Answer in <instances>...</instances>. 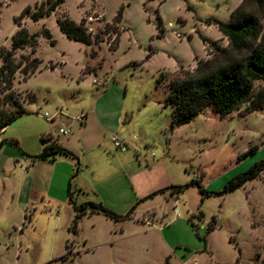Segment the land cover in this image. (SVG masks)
I'll return each mask as SVG.
<instances>
[{
    "label": "rangeland",
    "instance_id": "1",
    "mask_svg": "<svg viewBox=\"0 0 264 264\" xmlns=\"http://www.w3.org/2000/svg\"><path fill=\"white\" fill-rule=\"evenodd\" d=\"M42 1L0 0V46L11 48L15 17L28 5L32 10L21 22L31 33L46 25L56 41L51 44L40 34L36 53L26 47L15 55L38 57L41 71L27 80L17 71L13 88L27 113L0 134V142L17 139L20 145L0 148V264H262L264 171L225 194L204 197L194 184L141 201L120 169L121 161L130 162L132 156L111 141L116 114L123 111L127 121L120 132L135 161L136 150L144 160L161 159L169 164L174 185L197 181L215 192L264 159V108L249 111L255 97L264 106V80H254L250 98L223 118L204 111L172 127V108L164 105L171 79L194 72L195 57L206 55L205 36L221 34L208 20L229 19L227 4L236 0H168L162 5L160 0H66L59 12L34 21L31 14L46 6ZM121 5V35L113 51L105 42L69 39L57 23L62 12L79 20L89 7L113 19ZM218 43L227 47L229 41ZM211 50L207 58L215 57ZM0 99L5 106L4 93ZM94 107L114 128L108 137L94 118L84 127L82 116H90ZM60 127L70 130L60 138L72 137L79 164L71 156L59 158L52 179L54 163L29 155L40 153L42 135ZM78 138L89 147L84 154H79ZM252 146H257L253 153L239 158ZM92 163L106 203L92 189L82 190L79 198L85 195V201L103 203L119 215L135 208L124 218L89 213L75 231L68 187L71 183L76 196L78 183L90 186L87 166ZM108 189L112 197L106 196Z\"/></svg>",
    "mask_w": 264,
    "mask_h": 264
},
{
    "label": "trees",
    "instance_id": "2",
    "mask_svg": "<svg viewBox=\"0 0 264 264\" xmlns=\"http://www.w3.org/2000/svg\"><path fill=\"white\" fill-rule=\"evenodd\" d=\"M65 0H43L46 6L34 11L31 18L39 21L45 16L51 15L60 7ZM38 4V3H36ZM32 5H28L23 12L15 17L18 26L12 36V46L8 49L5 45L0 46V93H4L5 106L0 99V134L6 127L19 117L27 113L25 105L19 99L14 90V79L17 71L21 70L27 76L25 80L34 74L38 69L41 60L38 57H15L17 50L30 47L33 53L37 52L39 45L38 36L43 34L51 44H55L50 29L43 25L40 32L31 33L21 22V16L29 13ZM124 6L122 5L114 21L120 23L123 16ZM84 19L77 22L67 13L57 18L61 31L75 41L92 44L93 39L83 26ZM219 29L228 38V46H221L218 41H210L204 38L212 48L211 52L215 57L202 59L195 57L197 65L194 72H187L184 77L172 78L169 84V92L164 98V103L173 108L171 126L175 127L192 121L196 115L211 108L220 118L231 114L235 109L245 103L253 91L254 80H264V0H243L242 3L232 11L230 20L216 19ZM111 26L107 28L110 31ZM118 34L110 50H115L119 44L120 35L117 28H113ZM98 36L96 41H102ZM216 50V51H214ZM51 68H55L53 64ZM158 80V84H159ZM264 97V93L262 94ZM33 95L30 101H35ZM260 97L251 100L250 110L264 108ZM261 101V102H260ZM42 149L36 155H29L34 161L37 159L54 161L57 155L71 156L78 160V157L68 148L56 141H52L50 134L42 135ZM51 140V141H50ZM5 143L14 144L20 147L17 139H2L0 147ZM257 146L250 147L239 158L253 153ZM24 152V151H23ZM79 164V163H78ZM264 171V159L256 162L247 171L232 178L225 187L219 191H211L203 187L199 182L192 181L187 184L170 185L151 193V197L158 193L170 190L172 193L184 191L190 185L196 184L204 197L211 195L225 194L235 191L246 182L255 179ZM70 202L76 214L72 223V228L77 231L79 220L87 213H103L112 218L128 217L133 212L135 206L125 215H119L102 203L95 201H85L77 204L73 199L71 183L68 187ZM200 214H202L200 212ZM193 225L192 219H190ZM209 229H213L210 227ZM264 264V261L263 263Z\"/></svg>",
    "mask_w": 264,
    "mask_h": 264
},
{
    "label": "crops",
    "instance_id": "3",
    "mask_svg": "<svg viewBox=\"0 0 264 264\" xmlns=\"http://www.w3.org/2000/svg\"><path fill=\"white\" fill-rule=\"evenodd\" d=\"M167 1L168 0H160L159 4L162 5L163 3L167 2ZM242 1L243 0H236V2H230V3L227 4L228 5L227 10L230 13V18L227 19V20H230L231 19L232 11L237 6H239L242 3ZM63 4L60 7H58V9L55 12H53V13L59 12V10L63 6ZM218 6H220V4H218ZM90 9H93V7H89L88 9H85L83 11V14L81 15V18L83 17L84 14L88 13V11H93V12H96V13L104 14L105 17H106V19H108V20H114V18L116 16L115 15L113 19H109V18H107V14H106L105 11L99 12V11L90 10ZM117 12H118V10H117ZM123 12H124V10H123ZM64 13H67L70 16V14L68 12L64 11L61 14H59V17L62 16ZM43 18H41V19H43ZM81 18L79 20L78 19H74V18L73 19L76 20L77 22H80ZM122 20H123V16H122ZM122 20H121V22H122ZM227 20H225V21H227ZM121 22H120V25H121ZM213 25H215V26L218 27L216 20L214 19L213 22L210 21V20H208V26L211 27ZM205 38L208 39V40H210V41H221V40L222 41H226V40H228L227 36L224 35L222 31H221V34L218 36V38L212 39V38H209L208 36H205ZM204 42H205L206 55L204 57H199V58H207L206 56H207V52H208V47H210V46H209L208 42H206V41H204ZM196 57H198V56H196ZM195 62H196V60H195ZM195 65H197V62L195 63ZM195 65H193L192 68ZM52 69H54V68H52ZM39 71H41V70H39ZM164 105L165 106H170V105H166L165 103H164ZM170 107L172 108V106H170ZM205 111H213V110L211 108H208ZM172 112H173V108H172ZM172 112H171V115H172ZM215 115L218 118H220L216 113H215ZM82 118H83L82 121L85 123L84 124V127H87L89 125V121L91 122V120H93V118H94L99 123V126L101 128V132H102L103 136H107L108 137L109 133H112V131H114V128H113L112 124L111 123H108V120H105L107 118L103 114L99 113V110L97 109V107H94V108H92L90 110V116H89V112H88V113H86V115H83ZM126 119L127 118L124 117L123 111H120L119 113L116 114V126H114L116 131H115L114 134H116L121 139H124L128 143V141L125 139L126 136H124L120 132V130H121L120 129L121 122H125L126 123V121H127ZM169 119H170L169 120V123H170L171 122V118H169ZM69 132H70V130L68 129V133ZM118 133L119 134L121 133V136H119ZM46 134H50V136L52 137V141H56L57 143L61 144L62 146L66 147V148H68L70 150L77 151L74 148V146H72V140H73L72 137H65L64 139H61L60 138L61 136L59 134V131L56 132L53 129L50 130L49 132L47 131ZM78 142L81 145L80 146V150H79V154L80 153L81 154H84L85 151L89 147L85 144V141L82 138H78ZM42 146H43V144H42ZM127 150H128V148H127ZM127 150H125L123 152L124 153H127L128 156H130V157L132 156L131 157L132 158V161H130V162L121 161V165H120L121 168L120 169L123 172L125 179H127L128 184L132 188L134 197L136 196V198L138 200L143 201L144 199L148 198V196L151 193H153V192H155V191H157L159 189L166 188V187L174 184L175 180L173 178L172 170H171V168H170V166H169V164L167 162L162 161L161 159H150V160L147 159V160H144L141 157V153L139 151H137V150L135 151V154L137 155V161H135L134 158H133V155H132L134 152L127 151ZM67 157H70V156H66V155L59 154V155H57L56 159L54 161H52L54 163L53 169H52V171H53L52 172L53 173L52 174V179H54L55 174L57 173L58 164L60 163L59 162V160H60L59 158H67ZM78 163H79V159H78ZM87 167H89V170L92 173L93 183L90 186H85V185H83L81 183H78L77 184L78 185V189H77L78 192H76V196H75V193L73 195L74 201L77 204H80V202H78V201H81V202L85 201V198H84L85 195L82 196L81 198H79V195H80L79 193L82 190H84V191L85 190L86 191L88 190L89 191V189L90 190L92 189L93 191L96 192V195H97L96 198L98 200H101L103 203H106V201H105L106 198H104V196L102 195L101 190L98 187V183H96V181H95L96 178H97L96 177L97 176V173H98L97 168L95 166V163H92V164L88 165ZM70 171L72 172L73 169H70ZM75 176H76V174L75 175L73 174L72 178H74ZM83 193L84 192H82V194ZM111 194H113V189H108V192L106 193V196L108 195V196L112 197ZM114 194H115V192H114ZM164 194H167V192H164ZM134 197H133V199H134ZM79 199H81V200H79ZM87 214H89V213H87Z\"/></svg>",
    "mask_w": 264,
    "mask_h": 264
},
{
    "label": "built area",
    "instance_id": "4",
    "mask_svg": "<svg viewBox=\"0 0 264 264\" xmlns=\"http://www.w3.org/2000/svg\"><path fill=\"white\" fill-rule=\"evenodd\" d=\"M82 18L84 19L83 26L85 27L87 33L91 36V38L96 41L97 37L100 36L103 39L100 42H105L111 48L118 34V32L113 30V28H117L120 23H117L114 20H108L106 19L104 14L96 12L87 13ZM94 22H98L100 24L99 27H95ZM109 26H111V29L110 31H107V28ZM95 82L102 83V81L98 80H95ZM46 115H48V112L46 113ZM59 133L67 134L68 129L61 127L59 129ZM111 141L115 149L121 151L127 150L128 143L124 139L118 137L116 134H113L111 136Z\"/></svg>",
    "mask_w": 264,
    "mask_h": 264
}]
</instances>
